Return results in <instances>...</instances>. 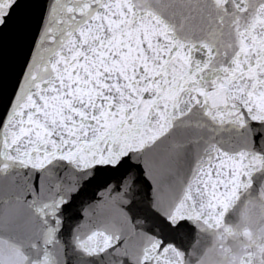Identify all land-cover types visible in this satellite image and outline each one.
<instances>
[{
  "label": "snow or ice",
  "instance_id": "obj_1",
  "mask_svg": "<svg viewBox=\"0 0 264 264\" xmlns=\"http://www.w3.org/2000/svg\"><path fill=\"white\" fill-rule=\"evenodd\" d=\"M0 182V264H264V0H0Z\"/></svg>",
  "mask_w": 264,
  "mask_h": 264
}]
</instances>
